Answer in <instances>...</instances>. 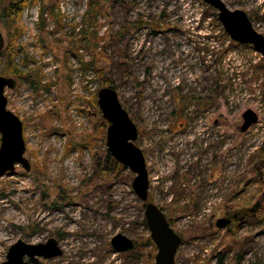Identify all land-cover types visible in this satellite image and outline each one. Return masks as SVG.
<instances>
[{
  "label": "rangeland",
  "instance_id": "374dc122",
  "mask_svg": "<svg viewBox=\"0 0 264 264\" xmlns=\"http://www.w3.org/2000/svg\"><path fill=\"white\" fill-rule=\"evenodd\" d=\"M223 1L251 20L256 15L264 35V0ZM17 24L24 32L14 63L23 76H11L17 84L6 96L23 123L31 169L17 165L0 178V264L19 240L50 238L63 255L40 264H155L135 174L108 156L109 124L98 106L107 87L138 127L149 200L183 239L177 264H264V208L234 234L211 228L226 210L264 200V58L230 42L217 10L203 0H38ZM10 27L0 19L5 49ZM6 64L2 53L0 72ZM216 95L212 109L197 108ZM249 109L259 121L243 133ZM218 143L206 159L222 162V186H192L196 156ZM117 234L136 249L117 253Z\"/></svg>",
  "mask_w": 264,
  "mask_h": 264
},
{
  "label": "water",
  "instance_id": "95a60500",
  "mask_svg": "<svg viewBox=\"0 0 264 264\" xmlns=\"http://www.w3.org/2000/svg\"><path fill=\"white\" fill-rule=\"evenodd\" d=\"M218 12V20L229 38L240 45H251L264 58V35L258 32L244 10H232L223 0H203ZM5 49V38L0 33V55ZM17 81L0 74V178L13 172L17 165L30 171L31 165L25 157L26 142L21 119L8 109L6 89L13 90ZM98 106L107 128L106 145L110 155L122 166L135 174L132 187L144 204L145 220L150 238L157 247L155 264H177V253L183 243L182 237L173 229L165 213L149 200L150 179L145 155L135 142L138 127L123 107L118 92L113 87L103 88L98 93ZM241 131L247 132L259 121L258 114L249 109L242 115ZM228 225L225 219L217 222L219 229ZM111 244L117 253H127L135 248V242L124 234L115 235ZM63 255L58 241L48 239L45 243L28 244L19 240L13 244L3 264H40V260H51Z\"/></svg>",
  "mask_w": 264,
  "mask_h": 264
},
{
  "label": "flooded vegetation",
  "instance_id": "af4514ba",
  "mask_svg": "<svg viewBox=\"0 0 264 264\" xmlns=\"http://www.w3.org/2000/svg\"><path fill=\"white\" fill-rule=\"evenodd\" d=\"M252 17H253L252 18L253 21L251 20L250 17L249 18H250L251 22L254 23L256 21V15H254ZM262 21H264V18ZM253 26H254V24H253ZM217 97H218V95H216L215 98L210 96L208 98L201 99L200 103L197 105V108L202 113L209 111L210 109L213 108V105L217 103V101H218ZM193 103L194 102L192 100H190V101H188L187 106H191V104H193ZM217 108H219V107H217ZM213 124L215 126V132L217 134L218 128L222 127V122L220 119L217 118L216 120L213 121ZM211 130H213L212 127H211ZM219 147H220L219 143L212 145L209 148L202 149V152H201L202 156L200 159L196 156V160H197L196 164H194L195 166H193V168H192L190 179H188V181H190L192 186L194 185V186H197L199 188H206V186H209L212 188L215 187L216 189H218L220 186H222V182H223L222 162L218 159L217 155L212 156L210 158V164L209 165H208L207 159H206V155L208 153H211L214 150L216 153L219 150ZM145 159H146V157H145ZM213 165L215 166V168H217L214 173L212 172ZM261 182L264 184V177L261 178ZM263 208H264V201H258L257 203H255V205L252 209H249V208L245 209L244 208V209H240L239 211L228 209L224 212V214L221 217L216 219L214 224L211 223V228L216 227V229L221 230V231L226 230V232L228 234H234L237 231L238 227H240L242 224H244L246 222V220L252 216V213H257L258 211H260ZM220 219H225L228 222V225L226 228L219 229L217 227V222Z\"/></svg>",
  "mask_w": 264,
  "mask_h": 264
},
{
  "label": "trees",
  "instance_id": "16d2710c",
  "mask_svg": "<svg viewBox=\"0 0 264 264\" xmlns=\"http://www.w3.org/2000/svg\"><path fill=\"white\" fill-rule=\"evenodd\" d=\"M36 1L38 0H0V19L4 21L5 23H7L9 26H11L10 32H9L10 45L2 52L6 55V58H7L6 69L3 72H0V74L3 76H6V77H11L13 75H16L17 77L23 76V73L15 66V63H14L15 51H13L14 50L13 45L14 44L16 45L17 39L20 38L24 32L22 27L17 24V20H19V18L21 17L26 6L29 5V3L36 2ZM45 9L46 8L44 6L41 9V20L44 17ZM50 10H51V14H54L55 5L52 8H50ZM93 10H94L93 4L90 1L88 4L87 14H91V11ZM230 42L233 43L232 40H230ZM108 156L111 157L110 153L108 154ZM115 164L119 166L118 162H115ZM168 221L171 224V221L170 220ZM150 239L151 238L147 240L149 243H151ZM136 247L137 246L135 244V248L133 250H135ZM130 252L132 251H129V253ZM218 264H221V263L219 262Z\"/></svg>",
  "mask_w": 264,
  "mask_h": 264
}]
</instances>
